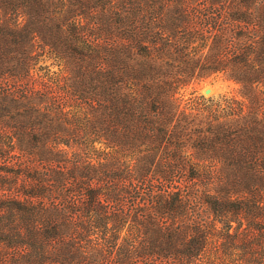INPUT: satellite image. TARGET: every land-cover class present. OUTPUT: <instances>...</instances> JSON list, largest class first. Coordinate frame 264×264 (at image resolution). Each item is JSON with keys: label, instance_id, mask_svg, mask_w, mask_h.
I'll use <instances>...</instances> for the list:
<instances>
[{"label": "trees", "instance_id": "1", "mask_svg": "<svg viewBox=\"0 0 264 264\" xmlns=\"http://www.w3.org/2000/svg\"><path fill=\"white\" fill-rule=\"evenodd\" d=\"M0 264H264V0H0Z\"/></svg>", "mask_w": 264, "mask_h": 264}, {"label": "rangeland", "instance_id": "2", "mask_svg": "<svg viewBox=\"0 0 264 264\" xmlns=\"http://www.w3.org/2000/svg\"><path fill=\"white\" fill-rule=\"evenodd\" d=\"M196 85L197 87V92L196 93H204L205 95L208 94H213V93H217V92H224V91H228L230 89H234L236 88L237 84L231 80H227L222 78L221 75H218L214 78H209L206 80L201 81L198 84H193ZM191 86H189L190 88ZM209 87L210 91L209 92H205V88Z\"/></svg>", "mask_w": 264, "mask_h": 264}, {"label": "water", "instance_id": "3", "mask_svg": "<svg viewBox=\"0 0 264 264\" xmlns=\"http://www.w3.org/2000/svg\"><path fill=\"white\" fill-rule=\"evenodd\" d=\"M209 91H210L209 87L205 88V92H209Z\"/></svg>", "mask_w": 264, "mask_h": 264}]
</instances>
